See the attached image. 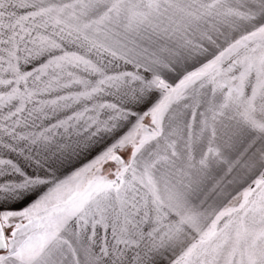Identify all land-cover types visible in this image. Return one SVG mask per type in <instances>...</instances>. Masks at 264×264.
Returning <instances> with one entry per match:
<instances>
[{"label": "snow or ice", "instance_id": "obj_1", "mask_svg": "<svg viewBox=\"0 0 264 264\" xmlns=\"http://www.w3.org/2000/svg\"><path fill=\"white\" fill-rule=\"evenodd\" d=\"M0 264H264V0H0Z\"/></svg>", "mask_w": 264, "mask_h": 264}]
</instances>
